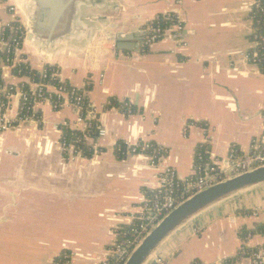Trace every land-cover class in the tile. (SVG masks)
Here are the masks:
<instances>
[{
  "label": "crops",
  "instance_id": "crops-1",
  "mask_svg": "<svg viewBox=\"0 0 264 264\" xmlns=\"http://www.w3.org/2000/svg\"><path fill=\"white\" fill-rule=\"evenodd\" d=\"M254 0H2L0 28L18 23L31 71L46 66L84 93L106 132L88 139L90 157L73 160L60 147L62 128L82 133L76 111L39 103L38 122L0 133V264H100L117 228L129 227L165 168L195 173L196 150L223 163L264 142V73L246 60L254 48ZM15 9V15L8 10ZM29 10L35 32L26 42ZM167 32L144 53L140 43L157 17ZM124 39L118 50L114 38ZM115 44V45H114ZM114 46V49H112ZM0 66V87L27 84ZM114 101L120 105L108 106ZM121 103L134 111L126 114ZM18 94L6 117L15 119ZM189 124V126H186ZM56 127V129L54 128ZM149 143L166 155L120 157L118 143ZM68 153H71L68 151ZM264 185L204 212L174 233L154 259L163 264H215L239 249L264 246ZM198 229V231H196ZM232 264H249L245 259Z\"/></svg>",
  "mask_w": 264,
  "mask_h": 264
},
{
  "label": "built area",
  "instance_id": "built-area-1",
  "mask_svg": "<svg viewBox=\"0 0 264 264\" xmlns=\"http://www.w3.org/2000/svg\"><path fill=\"white\" fill-rule=\"evenodd\" d=\"M2 2V0H0ZM15 15V9L10 7L8 10ZM257 17H261L264 24V0H254V5L250 10V19L254 23ZM160 20L172 21L165 28L160 26ZM258 20V24H259ZM261 23V22H260ZM255 24V23H254ZM257 24V23H256ZM256 27V26H255ZM254 27L252 39L254 48L246 54V60L251 64L258 66L261 59L257 57L255 49L261 48L264 53V25L263 31L258 32V27ZM9 30L12 37L7 41L5 33ZM183 25L172 15L157 17L146 27L145 35L140 43V51L144 53L152 45L159 42L167 32H174L175 36H180ZM22 30L19 24L12 23L6 27L0 28V51L4 54L3 60H0V66L13 70L16 77H25L29 81L20 87H0V133L14 130L20 125H28L38 122V116L34 108L39 103H48L54 111L63 107H71L76 111L77 125L85 127L80 136L73 142L66 143L63 138L60 140L61 149L69 155V159H74L81 153L82 146H85L88 139H92L95 132V138H103L106 135L105 130L97 120L96 113L87 103L84 93L74 87L69 86L60 78V70L55 66H46L40 74V81H31L25 72H30L29 66L25 60L18 56L22 47ZM114 49V46H112ZM254 50V53H252ZM23 66V68H22ZM49 81V82H47ZM18 94L20 106L15 119L6 117L9 109V101L14 94ZM120 105L114 101L108 102V106L116 107ZM121 108L125 109L126 114H131V106L128 103H121ZM186 126H189L187 124ZM56 129V127H54ZM123 149L117 148L120 155H139L146 154L151 166H158L166 155V152L149 143L137 142L130 144L123 143ZM202 146L199 147L201 149ZM70 151L71 153H68ZM195 173L192 177L181 179L171 168H165L157 178L156 187L149 193V197L144 200L140 213L133 220L129 227L117 228L114 236L115 241L107 252L105 258L100 264H124L133 249L141 242L144 236L171 210L193 194L203 189L221 182L232 176L242 174L255 168L264 166V142L253 143L250 153L240 156L234 147L230 148L228 156L223 163L212 159L204 150L195 155ZM198 231V229H196ZM242 246L238 251L240 259H245L249 264H264V246L258 248H247ZM65 263L68 264V256L64 255ZM151 264H163L159 259H153ZM215 264H232L226 261Z\"/></svg>",
  "mask_w": 264,
  "mask_h": 264
},
{
  "label": "water",
  "instance_id": "water-1",
  "mask_svg": "<svg viewBox=\"0 0 264 264\" xmlns=\"http://www.w3.org/2000/svg\"><path fill=\"white\" fill-rule=\"evenodd\" d=\"M34 1V0H33ZM35 16L29 10L25 31L26 42H31ZM124 39L114 38L118 50H127ZM115 45V44H114ZM264 185V166L238 174L193 194L166 214L133 249L124 264H151L160 247L180 228L204 212L237 196Z\"/></svg>",
  "mask_w": 264,
  "mask_h": 264
},
{
  "label": "trees",
  "instance_id": "trees-1",
  "mask_svg": "<svg viewBox=\"0 0 264 264\" xmlns=\"http://www.w3.org/2000/svg\"><path fill=\"white\" fill-rule=\"evenodd\" d=\"M258 20L261 22H259V24H258ZM262 18L261 17H257V20H255V24H253L254 25V27L256 26V27H258L259 29L257 30L258 32H262L263 31V23H262ZM160 22V26L162 27V28H165V27H168L171 23H172V21H170V20H168V21H165V20H160L159 21ZM257 23V24H256ZM255 27V28H256ZM5 39L8 41L9 40V38L10 37H12V35H10V33H9V30H7L6 31V33H5ZM255 52L257 53V57L259 58V59H261V63H259L258 64V67H259V69H260V71L262 72V73H264V53H263V49L261 50V48H256L255 49ZM252 53H254V50H253V52ZM3 58H4V54L0 51V60H3ZM22 68H23V66H22ZM45 69H49V67H45ZM14 73H16V72H14ZM26 74L25 75H27L28 77H30V79H31V81H34V82H38V81H40V74L38 73V72H35V71H30V72H25ZM47 82H49V81H47ZM50 83V82H49ZM131 111L133 112L134 111V108H131ZM62 132H63V135H62V138L64 139V141L66 142V143H70V142H73V140L76 138V137H78V136H80V133L79 132H74V131H70V130H68V129H66V128H62ZM96 136H95V132L92 134V138H95ZM124 145H123V143L121 142V143H118L117 144V148L119 147V148H124L123 147ZM153 146V145H152ZM81 151H82V153H83V155L84 156H86V157H90L91 155H92V152H89V151H87V149L85 148V146H82V148H81ZM204 151V148L202 147L201 149H197L196 150V154H198V153H202ZM120 157H123V156H121V155H119ZM264 231V227L263 226H261V225H257V226H255L254 227V229L253 230H248V231H244L243 233H242V235H241V238L243 239L247 234H252V233H254V232H263ZM246 251H250V249H247L246 248ZM240 259V257L238 256V254L236 255V257H235V260H239ZM234 259L233 260H226V262H228V263H233L234 261H235Z\"/></svg>",
  "mask_w": 264,
  "mask_h": 264
}]
</instances>
